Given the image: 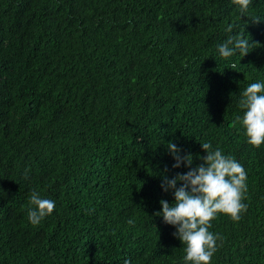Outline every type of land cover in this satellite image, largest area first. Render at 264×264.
Listing matches in <instances>:
<instances>
[{
  "label": "trees",
  "instance_id": "1",
  "mask_svg": "<svg viewBox=\"0 0 264 264\" xmlns=\"http://www.w3.org/2000/svg\"><path fill=\"white\" fill-rule=\"evenodd\" d=\"M241 33L249 53L219 57ZM257 80L264 0L243 17L232 0H0V264H181L155 215L174 201L163 174L189 170L168 142L193 166L202 142L244 166L247 211L211 221L212 264H264V145L238 123ZM33 189L56 203L38 226Z\"/></svg>",
  "mask_w": 264,
  "mask_h": 264
},
{
  "label": "clouds",
  "instance_id": "2",
  "mask_svg": "<svg viewBox=\"0 0 264 264\" xmlns=\"http://www.w3.org/2000/svg\"><path fill=\"white\" fill-rule=\"evenodd\" d=\"M251 2L232 0L241 17L246 16ZM251 47L252 42L241 33L217 44L216 52L219 57L229 60L236 55L246 56ZM236 67L235 63L231 64L232 69ZM240 96L243 115L238 117V123L244 130L246 142L259 148L264 145V80L249 83ZM166 147L175 161L172 167L185 166L189 170L172 178L163 174L161 188L165 193H171L174 201L170 204L162 199V210L155 215L174 227L172 235L183 245L181 264H212L222 237L210 231L211 221L223 214L238 222L247 211L248 206L243 202L247 192V172L233 156L211 142L201 143L206 155L200 156L201 163L195 166L193 155H182L183 150L176 143L168 142ZM29 205L27 219L33 226L40 225L56 208L55 201L43 197L37 189L31 190ZM127 223L134 227L136 222L130 218ZM124 264L133 262L129 258Z\"/></svg>",
  "mask_w": 264,
  "mask_h": 264
}]
</instances>
